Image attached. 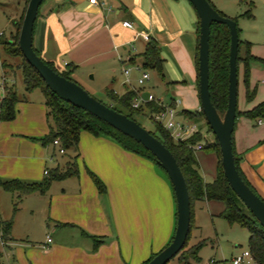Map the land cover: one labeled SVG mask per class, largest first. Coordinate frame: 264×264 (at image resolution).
<instances>
[{
    "label": "crops",
    "instance_id": "1",
    "mask_svg": "<svg viewBox=\"0 0 264 264\" xmlns=\"http://www.w3.org/2000/svg\"><path fill=\"white\" fill-rule=\"evenodd\" d=\"M95 2L44 0L32 33V46L40 57L54 67L58 65L60 70L68 66L77 78L88 73L92 81L98 77L103 93L110 89L120 95L125 89L139 88L133 85L138 71L131 68L125 81L122 69L140 65V54L147 40L136 32L146 34L159 47L163 79L153 74L167 94L163 97L142 89L140 97L143 92H150L164 106L172 105L177 118H183L181 110L198 111L197 17L192 7L185 0ZM20 3L24 5L25 0ZM124 20L130 21L133 29L123 27ZM256 54L250 55L259 58ZM248 88L252 89L249 82ZM31 91L26 92L28 97L16 95L14 117L0 121V180L38 182L46 168L48 145H41L39 139L47 133L49 122L43 96L32 98ZM262 100L264 89L261 86L238 111L251 109ZM231 141L241 174L264 200V119L236 116ZM72 148L70 163L76 173L51 181L42 194H24L20 200L43 199L52 221L51 231L78 233L91 243L63 246L52 244L49 237V241H44L36 250L28 248L26 251L7 244L4 253L11 258L10 264H142L150 254L163 248L173 234L175 204L165 174L159 172L151 160L121 148L104 136L81 131ZM194 156L202 180L211 181L217 167L216 154L200 149ZM52 157L49 155L48 159L53 167H59ZM89 173L102 182V193L97 191ZM53 182L59 183L53 185ZM222 208L220 201L194 200L191 229H197L196 212L204 211L210 217L220 218ZM91 236L99 240L95 246ZM9 237L12 240L10 233Z\"/></svg>",
    "mask_w": 264,
    "mask_h": 264
},
{
    "label": "trees",
    "instance_id": "2",
    "mask_svg": "<svg viewBox=\"0 0 264 264\" xmlns=\"http://www.w3.org/2000/svg\"><path fill=\"white\" fill-rule=\"evenodd\" d=\"M28 1V0H26ZM263 5H264V0ZM27 3V2H26ZM43 3V2H42ZM218 12V11H217ZM38 14V11H37ZM36 14V17H37ZM219 15L223 16L220 12ZM244 16H251L250 9L243 13ZM235 21V19L231 18ZM21 22L17 25L12 22L13 29L15 32L11 39H4L0 37V46L3 52L11 57L19 56L21 58V65L18 67L19 73L21 75V81L23 84L24 92H29L35 88L39 89L41 92L44 105L46 108V117L50 121L48 125L47 133L39 139L40 144L43 146L52 145L53 139H57L59 146L64 150L69 147L75 146L78 138V134L81 131H86L95 136H104L115 143H117L121 148L128 150L132 153L138 154L151 160L156 164L154 157L150 152L144 149L139 143L135 142L126 135L120 133L119 131L113 129L106 123L92 116L88 112L71 105L70 103L63 101L56 97L47 87L44 85L43 81L40 79L35 70L30 67L20 54L17 45V36ZM34 27V24H33ZM196 53H195V65L197 70V37H198V19L196 21ZM238 33V29H237ZM228 30L223 24L211 22L209 26V38H208V92L209 99L213 107L219 114L224 111L226 107V87H227V54H228ZM243 45V56H239V45ZM34 52L40 57L38 51L34 49ZM159 47L157 43L152 39H147V43L144 50L140 54L141 62L140 66L145 70H154L158 75L159 79H163L161 71L162 59L159 56ZM41 58V57H40ZM42 59V58H41ZM43 60V59H42ZM264 61L257 57L250 55L249 53V42H240L238 39V48L236 56V69L237 63H242V82L244 84V98L246 101L250 100L253 95V89L248 88V68L250 61ZM131 62V58L128 59ZM43 62L49 66L52 70L54 69L52 63L48 61ZM3 69L2 78V90L3 96L0 99V121L11 120L14 117V103L16 101V92L13 83H8L5 77V69L9 64L2 61L0 63ZM61 76L68 78V73H71V69L65 65L64 69L57 72ZM70 80V79H69ZM136 91L133 89H125L120 95H116L110 89H105L104 94L108 99L116 101L122 109H116L110 104L105 105L111 107L112 109L125 114L130 117V113L135 111H142L144 108L149 112V118L152 124V130H147L151 135L157 138L172 154L175 162L182 174L185 187L187 190L188 200H189V228L185 242L181 249H183L188 241L189 233L192 228V210L191 205L194 200H215L220 201L223 204L222 210L219 212L218 216L225 220L228 224L236 223L243 226L247 232V250L250 253L251 260L254 264H264V228L255 220L251 213L244 207L241 201L234 195V193L229 188L220 165L219 160V149L215 137L211 133V138L204 139L203 135L197 128V130L190 136L183 140L173 141L169 136L168 132L157 122L152 121L150 113L159 112L163 109L161 105L155 102H145L137 108L131 106L132 100L136 96ZM101 102V101H100ZM167 106V105H166ZM172 107V105H168ZM181 116L185 119H192L196 115H201L200 109L198 111L190 112L188 110H181ZM220 115V114H219ZM241 115L249 119H264V100L258 102L251 109L244 111H235V117ZM203 117V116H202ZM204 119V118H203ZM133 120V119H132ZM205 121V120H204ZM206 124V122H205ZM207 129L210 131L208 125ZM211 132V131H210ZM200 143L201 149L204 151H213L217 157V167L214 178L209 182H204L198 171L197 161L194 156V152L191 146ZM232 144V141H231ZM233 154V162L235 169L240 176L241 180L251 189L252 192L255 191L251 188L248 182L245 180L241 174L238 161L239 158L234 154L233 148L231 146ZM156 166H158L156 164ZM46 173L42 175L38 182H23L17 179L0 180V188L9 193H15V200L12 204V212L17 208V203L20 201V197L24 194L29 193H39L42 194L47 189L49 183L53 180H61L70 177L76 173L75 169L72 167H62L58 168L56 166L51 168H45ZM89 176L95 185L98 192L102 193L104 191V186L102 182L92 173ZM256 194V193H255ZM257 195V194H256ZM264 203V200L257 195ZM11 218L7 220H0V231L1 239L4 243L10 241L9 237ZM93 240V245L95 246L97 241L94 237H90ZM171 239V237H170ZM168 240V242L170 241ZM167 242V243H168ZM166 243V244H167ZM204 245V241H198L194 243L191 247L190 258L192 262H198L199 257L197 252L199 248ZM4 246H7L5 243ZM181 249L173 256H177ZM155 254V253H154ZM154 254H150L148 259H146L142 264H145ZM2 253L0 251V264H2ZM178 264H191L186 258H178Z\"/></svg>",
    "mask_w": 264,
    "mask_h": 264
},
{
    "label": "rangeland",
    "instance_id": "3",
    "mask_svg": "<svg viewBox=\"0 0 264 264\" xmlns=\"http://www.w3.org/2000/svg\"><path fill=\"white\" fill-rule=\"evenodd\" d=\"M22 0H0V32L4 39H11L15 30L13 29L12 22L16 25L21 22L23 12L26 6V0L20 3ZM216 11L220 12L223 16L235 19L238 29V39L240 42L248 41L250 54L258 56L264 59V5L262 0H206ZM250 9L251 16H244L243 13ZM0 36V37H1ZM239 56H243V45H239ZM4 61L9 64L6 67L5 77L8 83H13L17 96H26L28 93L24 92L23 84L21 81V75L18 67L21 65V58L19 56L11 57L6 55L2 47L0 46V63ZM54 69L60 72L59 66L56 65ZM242 63H237V85H236V110L240 109V105L244 103V84L242 82ZM3 69L0 66V82L2 80ZM148 79L143 84L138 85L136 82L134 86L139 87L137 90L148 89L152 93L163 96L167 94L165 88L159 83L156 75L153 74L154 70H146ZM136 77L140 75V72H136ZM68 78L77 83L83 88L89 95L95 99L111 105L116 109H122L120 105L113 100L107 98V96L99 89V79L95 77L92 81L88 74H82L80 78L68 73ZM136 79V78H135ZM248 82L253 92L257 88L264 89V61L249 62L248 68ZM154 83L158 84L157 86ZM164 88V89H163ZM256 93V92H255ZM3 90L0 87V97H2ZM30 97H42L39 89L35 88L31 91ZM190 112H194L191 109ZM223 111L219 114L222 115ZM130 117L137 122L141 127L146 130H152L151 120L149 118V112L145 108L142 111H135L130 113ZM197 125V128L203 135L204 139L211 137V132L207 129L205 121L201 115H196L190 119ZM50 123V121L48 120ZM48 149V150H47ZM48 156H53L60 166L71 167V159L73 158V148L69 147L65 149L64 153H58L57 148L48 145ZM46 156L45 166L47 168L53 167L52 161ZM198 165V171L201 175L200 167ZM156 169L164 172L157 166ZM165 176V175H164ZM166 177V176H165ZM73 179V178H72ZM167 179V178H166ZM168 181V180H167ZM59 182H53V185ZM54 189L53 186L51 190ZM50 193V192H48ZM15 200V196H11L10 193L0 190V220H7L11 218L10 235L12 240L6 241L9 247L21 248L26 251L28 248L36 250L38 246H42L45 241V235L50 237L52 244H60L63 246H79L80 243L89 244L91 240L89 238H80L78 233L73 235L60 232L61 229L51 231L52 221L47 214L46 201L35 200L33 198H25L17 203V208L12 212V204ZM198 210V209H196ZM195 210V211H196ZM196 225L197 229H191L189 233L188 241L179 254L172 257L166 264H178V258H186L191 264H232L231 258L239 255L243 250H247V237L248 232L243 227L236 223L228 224L222 218H215L208 216L204 211L196 212ZM66 229V228H65ZM77 228H72L76 231ZM78 230V229H77ZM66 231V230H65ZM61 233V234H60ZM80 239V241H79ZM198 241H204L197 255L199 257L198 262H192L190 258L191 247ZM49 244V243H48ZM51 245V244H49ZM7 246L0 247L2 253V264H10L11 258L7 256ZM31 256L34 258L35 255ZM243 264H253L252 261Z\"/></svg>",
    "mask_w": 264,
    "mask_h": 264
},
{
    "label": "water",
    "instance_id": "4",
    "mask_svg": "<svg viewBox=\"0 0 264 264\" xmlns=\"http://www.w3.org/2000/svg\"><path fill=\"white\" fill-rule=\"evenodd\" d=\"M44 0H28L17 36V45L26 63L38 74L44 85L59 99L78 107L113 129L139 143L154 157L164 172L174 198L175 225L170 241L145 264H166L183 246L189 228V200L182 174L167 148L137 122L89 95L77 83L47 66L32 46L33 24ZM198 19L197 88L199 109L216 139L223 176L234 195L264 228V203L238 175L231 150V135L236 111V56L238 33L236 22L221 16L206 0H185ZM211 22L225 25L228 30L226 107L219 115L210 102L208 92V38ZM144 99L146 92L141 94Z\"/></svg>",
    "mask_w": 264,
    "mask_h": 264
},
{
    "label": "built area",
    "instance_id": "5",
    "mask_svg": "<svg viewBox=\"0 0 264 264\" xmlns=\"http://www.w3.org/2000/svg\"><path fill=\"white\" fill-rule=\"evenodd\" d=\"M89 4H96L95 0H88ZM121 25L123 27L133 29V24L130 21L124 20L121 22ZM1 35V32H0ZM136 35L141 36L143 39L147 40L148 37L146 34L136 32ZM130 50H133V47L130 46ZM133 68L134 70L140 72V75L136 78V83L138 85L143 84L144 81L148 79V74L145 69H142L140 65L135 64L131 67H126L122 69V73L125 76V81L127 80L128 74L130 69ZM0 85H2V80L0 82ZM140 90L136 91V96L131 102V106L133 108L139 107L141 104L145 102H155L158 105H161L163 109L159 112H152L150 113V117L152 121L159 123L169 134L171 139L173 141H179L187 138L192 133H194L197 130V125L192 122L191 120L185 119V118H177L176 113L173 109V107L164 106L159 99L155 98L150 92H146V97L143 99L140 97ZM259 122V120L257 121ZM52 146L57 148L58 153H63V149L59 146L57 139H53ZM191 149L193 152L201 149V144L197 143L191 146ZM43 173H46V169H43ZM45 241H49V237H45ZM5 243L1 239V231H0V247H4ZM251 256L248 250H243L239 255H236L231 258L232 264H243V263H249L251 262Z\"/></svg>",
    "mask_w": 264,
    "mask_h": 264
}]
</instances>
